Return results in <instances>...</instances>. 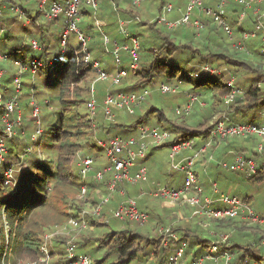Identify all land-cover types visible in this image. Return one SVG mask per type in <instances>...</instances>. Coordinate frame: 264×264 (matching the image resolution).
<instances>
[{"label": "built area", "instance_id": "2783aa9c", "mask_svg": "<svg viewBox=\"0 0 264 264\" xmlns=\"http://www.w3.org/2000/svg\"><path fill=\"white\" fill-rule=\"evenodd\" d=\"M14 1V0H13ZM121 2H131L137 8L140 7L143 0H120ZM210 0H187L186 9L182 16L175 20L167 17V12H172L175 9L173 0H167L163 6L162 13L157 17L159 23L166 25L170 29H175L179 26H187L194 28V31L199 35L206 27L205 20L202 16L211 18L214 22L226 32L232 39L234 35V27L232 22L228 19L229 4L231 0H215L214 5H209ZM241 3L243 8L239 14L237 26L243 27V38L236 42L240 49H245V40L258 36L259 32L264 33V10L259 7L264 3V0H235ZM100 0H38V14L36 16L35 24L33 17H30L24 9L17 2L10 5L4 0H0V107L6 104V108L1 115L2 122L4 123V133L0 134V176L4 177L6 185H16V172L18 165L13 164L11 167L3 168L5 156L8 153L9 141H12L17 136L26 135V124L24 120V113L21 106V90L23 82L21 78L30 73L33 77L39 75L41 72L49 74L58 68L59 60L51 59L47 61L44 56L39 53L44 50L47 45L42 43L35 31H28L26 40L31 43L33 50L36 51L32 58L22 56H15L9 50L3 49V37L12 23L7 24L8 20H12L9 14H6V9L10 8L12 12L17 13V18L14 21H21L25 25L41 27L42 32L46 33L48 30L42 26L41 21H62V28L59 32V53L62 59L61 64L67 63L68 55L73 49V38L77 39L79 45V52L83 55L85 63L91 64L98 72L97 80H107L112 78L114 85L121 84L122 80L129 74L131 69H137L139 66L141 41L138 36L132 35L129 31V25L133 20H121L119 23L120 32L127 38L129 44H121L117 40H111L109 36L103 31L101 22L96 19L94 26L103 35V42L107 47V51L111 52L115 59L117 70L114 76L100 68L98 62H93L92 53L89 48L91 37L81 28V22L84 17L83 8L87 7L93 12L97 13L100 8ZM254 8L255 14L258 18L255 21V28L248 30L244 28L243 22L247 15V10ZM9 18V19H8ZM140 21L139 18H136ZM46 29V31H45ZM39 31V32H40ZM123 51L127 52L130 59L129 63L125 64L123 59ZM38 52V53H37ZM264 54V45L262 47ZM5 61H11L17 68L16 75L12 82L14 94L4 101V76L6 69L3 67ZM206 69L213 73V69ZM232 88L229 95L225 97V102L230 104L234 101L237 94L241 93V89L236 88L234 79L228 82ZM161 93H179V86H174L167 83H161L158 88ZM94 94V89L91 90ZM151 94L149 87L143 88L139 91L133 92H109L101 105L102 112L108 120L114 121L117 111H125L128 114H135L136 110L140 109L141 105ZM197 96L190 95V99L186 101L181 108L177 109V113H189L192 110L194 101ZM32 107V114L30 119L34 122L36 129L30 133L32 141H37L46 132L44 127L41 105L37 98L34 96L30 99ZM99 105L96 99L92 98L88 103V109L91 118H95ZM264 116V110L262 111ZM138 136H114L107 142H101V145L106 148L107 154L111 161V165L101 170H95V157L87 156L79 162L80 177H81V194L79 198L88 200V178L94 171L96 180L103 181L107 175H110L109 193L101 198L94 207L90 210H81L76 216H71L68 224L71 230H82L88 228L87 214L91 213L100 216L103 207L108 204L114 192H120L125 199L118 205L114 211V217L122 221H133L139 224H146L150 219V214L141 210L138 207L137 200L127 196L125 183L138 184L149 181L148 168L144 165L143 161L147 159L152 149L167 145L170 148V166L173 170L181 171L184 173V184L181 187H173L170 185L162 186L157 185L152 189L150 194L155 197L168 200L173 204H183L194 207V215L211 216L216 219L227 218H242L250 220L255 223L264 224V216L255 212L251 206L250 200L241 199L237 195H230L222 193L218 185H213V195L205 193V188L200 183L201 179L195 168L197 158L208 152L207 148L212 144H219L228 137H244L247 138L252 135H258L262 141L258 144V150L264 152V125L256 122H235L228 117H223L217 121L215 126L211 129L206 141L196 148V139L174 140L171 131L147 125L138 126ZM184 151L193 152L190 155L184 156L179 159V156ZM210 157V156H209ZM220 164L225 168H230L232 171L242 172L247 177H252L258 173L259 163L254 157L244 156L242 154H235L231 162L223 161ZM21 166V165H20ZM135 169V171H133ZM144 194V192H143ZM142 194V195H143ZM87 197V198H86ZM222 206H219L221 205ZM3 220L0 218V232L4 231L7 234V245L10 247V230L11 226L7 220L5 213L2 215ZM204 227H208L205 222L201 223ZM59 232V231H57ZM161 234L164 236L163 245L168 246L171 238L177 240L179 237L172 230L171 227L161 228ZM55 234H46L44 242L41 246L43 253V261L47 260L50 256L49 244L52 242ZM230 242V235L224 234L221 236V242H213L207 252L195 258L191 264H206L208 261L222 262L223 264H232L235 256L229 249H222L223 243ZM188 244L186 241H181L175 247L168 259V264H180L183 260L185 250ZM8 250L4 253L6 255ZM66 263L64 264H95L91 256L79 254L76 252V246L72 242L66 249ZM263 260L246 259L239 264H263Z\"/></svg>", "mask_w": 264, "mask_h": 264}, {"label": "rangeland", "instance_id": "374dc122", "mask_svg": "<svg viewBox=\"0 0 264 264\" xmlns=\"http://www.w3.org/2000/svg\"><path fill=\"white\" fill-rule=\"evenodd\" d=\"M112 1L113 0H100L101 6L99 8V11L97 13L93 12V16L91 17L88 16L87 19H89L90 22L92 23H95L96 19H98L101 22L102 29H103L102 19H107V20L109 19L111 20V22L113 21L112 23L115 27L117 25V22L115 21V15H114L113 7L111 4ZM114 2H117V0H114ZM186 2L187 0H184V3L179 2V0H173V3L175 5L174 10H177L178 7H181L183 9L182 10V14H183L184 10L186 9V6H185ZM126 4L127 3L119 2V5L121 7H125ZM26 5L34 7L32 10L33 13L31 15L35 17L37 15L36 11H34V9L36 8V1L31 0ZM159 6H160L159 0H143L140 7L138 8V15H136L135 18H133L131 15L130 17H122V18L125 20L135 19V22H137L138 24L142 26L143 22L149 23L151 21H156V18L160 14ZM172 13L173 11L167 12L166 13L167 17L172 19L173 18ZM13 15L14 14L8 15L12 18V20L11 21L8 20L7 24L13 23L14 18H17V16H13ZM136 18H139L140 21H137ZM135 22H131L129 26V30L130 31L132 30L133 32H135L140 37V40L142 42V46H141L142 48L140 50V59H139V64L141 63L140 68H142L143 66H147L152 59L149 48H158L163 44V41L160 38L158 31L149 29L151 27V24H149V26L147 27H141V26L133 27L132 25ZM41 24L43 27H46V29L49 32L48 33L49 37L48 35H45V42L48 43L47 49L53 52L52 55L55 57V59L60 60V62L58 63V68H59V66L61 65L62 59L58 51L59 42L57 39L59 35V30L57 28L59 27L60 23H56L55 25H50V21H41ZM23 25H25V23H22V26ZM22 26L21 25L19 26L18 23L15 25L14 35L16 37L13 40H10V39L7 40V43L9 45H12L16 39L21 38L22 43L20 45H17L19 48H16V50L11 48L10 51L15 56L32 58L35 55L36 51L33 50L31 43L29 41H25L23 39V36L27 33L23 30ZM118 27H119V24L117 26V30L121 34L120 29ZM191 29L194 30V28L192 27ZM40 30H41L40 26H34L33 28L29 29V31H35L36 34L38 33L39 35L38 34L37 35L41 37V34L39 33ZM161 30L164 33H166V27L164 26L161 27ZM94 32L96 33V31ZM97 32H98L96 33L98 34L97 37H94L90 41V46L92 48L93 57L99 56L100 59H103L106 62L105 65H107V63H110L111 59L113 58L112 66L116 70L117 66L114 64V61H115L114 56L111 52L107 51V47L105 46V44H103V40H102L103 35L99 31ZM106 34L107 36L111 38V40H119V38L113 39V37L110 34L108 33ZM216 36H217L216 38L218 41H221L222 38H225V40L229 39L224 33L222 34V32ZM261 36L264 37V34L261 33L258 36H256L257 37L256 49L258 51H260L261 46L263 44V40ZM235 37H236V34H234V40H235ZM254 39H249L247 40V42L252 41ZM74 42H76V39L74 40ZM129 43L130 41L127 39L125 42H122V44H129ZM177 45L180 46L182 44L179 43ZM217 49H220V47L218 46ZM173 50H175V48H173ZM160 52H153V56L156 55L155 57H158ZM189 55L190 54H186L184 57L189 56ZM128 57L126 54L123 53V59L126 62L128 61ZM178 57H183V55L178 56ZM245 59L246 58L244 55L240 54L238 56V60H245ZM226 61H231V60L227 59ZM263 62L264 60H262V62L256 63V67H258L260 70V71H256V73L255 71L246 70L245 67H243L239 63L235 64V66L229 65L227 63L221 64L219 66H222L221 67L222 69L228 67V65L236 68L234 69L233 67H229L232 73L236 75L235 81H234L236 88L246 89V87H248L250 84H255V85H259V87H261L262 92L264 93V64ZM127 63H129V61ZM189 64L192 65V62H190ZM3 66L7 71V75H6L7 77H9L11 73L17 69L14 63L11 61H5L3 63ZM114 73L112 74L114 75ZM94 74L95 73H92V77L90 76V79H87L86 82L80 84V89L82 90L80 96H74L75 93H70L66 95L67 98L69 97L70 99H73V101H71L70 103V107H69L70 111L67 114L69 113L79 114L77 116L84 117L83 120L85 121V118H87V113H89V109L86 108V105L83 104L84 101H81V100L85 99L86 100L85 104L87 103V101H89V99L91 98V93H90L91 87L94 88L96 100L100 104L101 102H103V100L105 99V97L107 96L109 92H114L115 91L114 89L117 88V86H119L118 88L124 87L125 86L124 84L128 83L130 79L131 81H134L133 76H136V75H133L132 77L129 76L125 78L123 80L122 85L121 84L114 85L112 78H109L107 80H98L95 83V79H97L98 73L95 74V76ZM41 76L43 77V79H41L40 77H37L34 82L32 78L28 75H25L21 78L22 82H24L22 86L23 88L22 93L24 94V96H23V99L21 100V106L23 109L24 120H25L29 134L31 132H34L36 129L34 122L30 120L29 118L32 114V107L29 103V93H28L30 92V86H29L30 84L34 83L36 86V90H37L36 97H37L39 104L41 105L42 117L45 118V121H43L44 127L48 128L47 124L53 120L55 121L56 119V115H54L55 111L59 110L60 108L58 107L59 99L57 97L59 89L58 88L48 89L45 87L48 81L55 80L57 76L53 74L51 77H48L47 80H46V77L48 76V74H46V72H44ZM178 85L180 86L179 87L180 90H182V85H183V89L188 87L187 85H184L183 81H182V84H178ZM157 86L158 85H156V87ZM150 87L152 88L151 94L149 95L147 100L141 105L140 109L136 110L135 115L128 114L125 111H117L116 118H115L116 122L127 123V124L136 123L139 116L142 115V112L146 111V109H150L152 106L162 109L163 110L162 112L165 113L168 119H175L177 117L178 115L177 109L180 107V103H181L180 101L182 100V96H180L181 94H183L182 91L177 93V95L170 94V93L162 94L157 91L156 87H152V86ZM186 95H188L189 97L188 93H186ZM178 99L180 101H178ZM73 102H75V104H77L78 106H74V107L71 106L72 104H74ZM243 106L244 105L242 104V102L239 103L238 105L232 107L233 109L232 112H230L228 108L221 107L218 110H215L217 111L216 112L217 116L215 118L213 115H211L213 116V121L216 123V121H218L219 119L223 117H228L227 115H225L227 113L233 114L234 116H236L238 110L242 109L243 111ZM100 108L101 106H99V108L97 109V113L100 112L99 111ZM192 110L193 112L190 116V120L188 119L187 121H190V122L199 121L202 118V108H200L199 105H197ZM162 112L154 111V113L156 114L159 113V116H161V118L164 116ZM102 113H100L97 119L98 124L101 126L109 125L110 124L109 121L105 119L103 115L104 113L103 114ZM245 114H248V116L249 115L254 116L257 119L261 117L260 121L264 125V121H263L264 116L262 115V112L260 111L254 112V111L245 110ZM95 117H97V114ZM228 118L232 119V116H229ZM235 119H238V117H236ZM95 122L96 121H94V123ZM145 123L149 126L157 124L158 123L157 116H151L150 119H148ZM179 123H180L179 124L180 126L179 128L175 129L176 131L177 130L182 131L183 127L189 128L187 127L186 123H181V122ZM73 124L76 126H73L72 128L74 135H72L71 138L74 141V143H77L80 145V150L77 153V157H74L72 161V165H73V162L75 163L73 167L74 168L76 167L73 171V174L76 175L77 177L71 176L69 179H61L59 177H56L55 175L54 177L50 178L51 186L49 187V190H48L49 197L46 201V204L42 207L35 209L34 214L31 215V217H29L28 220L27 221L25 220L24 222L25 226H30L31 223L39 221L40 225L37 226V231L39 232L40 238H42L46 234H55L52 239L54 240V242L52 243L53 247L49 249L50 250L49 258L43 261L42 260L43 253L41 249L37 250L36 246H25L22 249L20 248V249L14 250V247L12 245L13 240L11 239L10 247H8V245L6 244L7 240L5 239V241L3 243L1 241V243L3 244L4 253L7 250L9 253L5 260H3V256H2L1 258L2 260L0 264H62V262L64 261V257L66 255L65 253L69 245V242H72L73 244H75V246L77 247L76 249L79 253L89 255L95 261V258H103L106 255V250L108 249V248H105L106 249L105 250L104 247H100L102 245H105V243L100 239L101 237L105 236L103 235L105 234L103 232L117 231L116 235L121 238L124 235L128 236V233H127L128 230L129 231L132 230V231L140 233L139 234L140 237L137 238V241L135 244V246L139 248V254H140L138 256L139 259L133 261L131 264H167L168 262V260L166 259L168 258L167 255L170 256L169 254H171L173 250L167 249V252L159 251L157 249L158 246H156V244H159V243L158 242L156 243V241H159L158 239L160 238L159 234H161L160 232L161 228L171 227L172 230L175 229L174 224L170 225L172 223V220H166L163 223L158 224L156 222V219L153 217V215H150L149 221L146 224L141 225L135 222H131V221L126 222V221H122V220L115 218L114 211L116 210L118 205L125 199V197L122 196L118 202V199L120 197V194L118 192L113 193L110 202L103 207L102 213L100 216H96L91 213L87 214V216H89V218L87 217L88 224H89L88 228H85L82 230L80 229L71 230L68 224V221L70 219L69 217L72 215H76L77 213H80L81 210H89V209L91 210L94 207V205L91 202H93L94 200L100 201L101 198H103L105 195L109 193L108 186H109V182L111 179L109 178L108 181L95 184V190L93 189V190L88 191L87 197L89 196V200L79 198V195L81 194V187L79 184V181H81V178L79 176L80 169L78 168L79 161L87 154L90 156L96 157V165L99 167V170L107 166H110L111 161L107 154L106 148L100 145L99 143V142H104L105 139H102V138L104 137L106 138L108 135L103 137L100 130H96V128H91L89 133H87V129L83 128L84 126H78V124H80V121L77 119L73 120ZM193 126H196V124ZM201 128L202 129L205 128V125L198 127L197 129L201 130ZM130 133L132 136H136L138 133L137 127H132ZM46 134H48V129L43 134V136L45 137L44 138L43 136L40 137V139L37 142L32 141L29 144H27V140L25 137L23 140H20V142L16 146L12 147V149H9L8 153L5 156L3 168L7 166L6 164L8 162L10 163L13 162V164L16 163L18 165L17 166L18 170L15 175L16 181H17L16 183H18V178L20 179L21 175H24V174L26 175L27 173H29L28 171L40 173L42 177H45V175L47 174V171L54 172L55 170L54 167L57 166V162H58L56 151L55 149L54 151H52V149L50 148L51 146L44 145V143L46 142L56 143L55 141L56 139H50L51 136L49 134L48 135ZM91 134H94V135L90 137ZM126 137H130V136H126ZM250 137L251 136L247 138L228 137L226 140H224L223 142H220L219 144H216V143L212 144L210 147L207 148L208 152L202 155V156L205 155V157L207 158L206 161L209 164H207L205 169L203 167H200L197 169L199 173H203L204 170H207V169L209 170V172L212 173L210 176L204 173L205 174L204 179L206 182L204 183L202 180L200 181V183L203 185L204 188H205V185L211 181L210 185L212 187V190H213V185L216 183L221 192L227 191L230 195H237L241 199H243L246 195H251V198H250L251 206L253 207V209L255 210L257 214L264 216V179L259 180V181H255V180L252 181L249 178H247L242 172H233V175L231 176H234V177L228 180H225V179L222 180L221 178L222 175L218 176V172L216 171L219 169L226 171L224 169L225 167H223L220 164V162H223V161L231 162L232 161L231 160L232 152L230 151L231 150L230 145L246 146V149L244 148L238 149L239 150L238 154L246 153L248 155H251L252 150L254 152L257 151L258 144L262 141V139L258 137V135H252V137L251 138ZM163 149H165V147H163ZM54 158L57 161L54 160ZM40 160L41 162H43L44 160L45 161L44 163H42L41 168H38L37 164ZM51 160L53 162H51ZM166 162H167V166H168L167 169L169 170V173H167L166 177L163 178L162 181L170 185V181L168 182V179H171L172 175H176L175 182L181 183L180 186H178V187H181L184 184V173L181 171H176V170L171 169L169 157H166ZM257 162L261 164V161H259L258 158H257ZM22 168H24L23 173H21ZM226 172H229V171H226ZM164 183L162 184V186L167 185ZM140 184H143V183H138L136 185H140ZM96 188L98 191H96ZM127 196L129 197L128 192H127ZM130 196L131 198H134L137 200L138 207L141 210H145L148 212L149 210L152 211V208L156 207L157 200L168 201L165 199L155 197L152 194H150V192H146L143 195L138 193L134 196L130 194ZM74 202H78L81 205V208L74 207ZM144 202L146 203V206L142 205V203ZM79 204H77L76 206H78ZM170 204H173V203H170ZM185 206L189 208V210L186 211V214L188 213L191 214V218H190L192 219L191 222L194 224V226H196L199 230H201V232L203 233L202 235H204L205 238H209V239L211 238V236H213V239L211 238L210 242H205L204 250H208L210 246L213 244V242H221V236L224 234H229L230 240H231L238 233L242 236L234 240L242 245H250V243H253L250 241H253L258 238L257 236L258 231H261V232L263 231V230H258V229L260 228L264 229V224L262 223L251 222L250 220H245L240 217L230 218L233 220L242 219L245 221V222L238 223L239 224L238 227L242 229L236 228L237 233H234V232H231V228L224 227L219 220H215L216 218H213L211 216L194 215L193 211L195 210V208L189 205H185ZM219 206H222V204ZM103 212L105 213V216H103ZM164 214H168V212L164 211ZM202 222L207 223L208 227H204L201 224ZM122 229L123 230L125 229L124 233H120V230ZM223 231H226V232L224 233ZM183 234L185 235L186 233H183ZM186 238L189 239L188 241L191 242L192 241L191 238L193 237L191 236V237H186ZM16 244H17V241L15 242V245ZM261 246L264 247V239L261 242ZM188 250L189 249L185 250L186 254H184L185 258L181 260V262H183L182 264H188V263L191 264V257L193 255L192 253L193 250L191 251V253H187L186 251ZM162 256H164V259H163L164 262H162ZM114 260H116V255L113 254L107 257V259H105L106 261L105 264H110V262ZM262 260L264 262V259ZM212 264H223V263L220 261V262H215Z\"/></svg>", "mask_w": 264, "mask_h": 264}, {"label": "trees", "instance_id": "16d2710c", "mask_svg": "<svg viewBox=\"0 0 264 264\" xmlns=\"http://www.w3.org/2000/svg\"><path fill=\"white\" fill-rule=\"evenodd\" d=\"M5 2L9 3L10 5L16 4L17 2L20 4V6L24 9V11L30 16L33 17V23L35 24L36 16H32L33 13V6L26 5L31 0H4ZM36 1V8L34 11H36V14H38V0ZM160 6H159V12L162 13L163 6L167 2V0H159ZM113 2V12L115 15V21L117 22V25L120 23L121 20H125L122 17H130V15L133 14L134 10H138V8L131 4V2H124L127 3L126 5L130 8L125 11H121V6L119 5L120 0H117V2ZM111 2V4H112ZM259 7L261 10H264V3L260 4ZM243 6L241 3L236 2L235 0H231L229 4V13L227 15L228 19L232 22L234 27V34H236L235 40L234 35L231 39L226 32L218 25V23L214 22L211 18L202 16L205 20L206 27L205 29L197 35V33L193 30H191L187 26H179L175 29H169L166 25L159 23L156 21H151L149 23L144 22L142 26L135 22L132 26H141V27H147L149 24H151V27L149 29H153L154 31H158L160 38L163 41V44L158 48H149V51L151 52V61L147 66H143L140 68V64L137 69H131L129 71V74L126 76H133L134 81H130L128 83H125V87L117 86L115 88L114 92L117 91H124V92H133V91H139L143 88H146L148 86H156L161 83H167L174 86H179L178 84H182V81L184 82V85H187L188 87L183 89L180 92L185 90V93L189 94L186 95V101L190 99V95L197 96V100L194 101L192 109H194L195 106L199 105L200 108H202V118L197 122H190L187 121L190 120V116L193 112L191 110L189 113L181 112L180 114L177 113V117L175 119H168L165 115L163 110L152 106L150 109H146V111L142 112V115L139 116L136 123L133 124H127V123H119L115 121L108 120L102 112L97 113V117L91 118L90 113H87V118H85V121L83 120L84 117L77 116L79 114H67L70 111V103L73 101V99L67 98L66 95L70 93H75L74 96H80L81 95V89L80 84L87 81V79H90V76L92 77V73L96 72L92 69L91 64L85 63L83 59V55L80 54L79 49H77L76 46L73 47L72 51L69 53L68 61L67 63L61 64L59 68L54 70L53 72H50L48 76L46 77V80L48 77H51L53 74H55L57 77L53 81H48L45 85L46 88H58V94L57 97L59 99L58 107L59 110L55 111L56 119L55 121H51L47 124L48 128V134L51 136L50 139H56V143H49L46 142L44 145L51 146L50 148L52 151H56L57 155V166H55L54 172L47 171V174L45 177H42L40 173H35L28 171L26 175H21L20 179L18 178V183H16L15 186L6 185L4 182V177L0 176V218L3 220L2 215L3 213L6 214L7 220L11 226V232H10V242L11 239L13 240V247L14 250L16 249H22L25 246H36L37 250L41 249V244L44 242V237H39V232L37 231V226H39V221L33 222L30 224V226H25L24 222L27 221L31 215L34 214V210L42 207L46 204V201L48 199V190L50 185V178L59 177L61 179H69L72 177H77L73 174L74 168L73 165L75 164L72 161L74 157H77V153L80 150V145L77 143H74L72 140V135H74L72 128L73 126H76L73 124V120L77 119L80 121V124L78 126H84V129H87V133L91 130V128H96V130H100L103 137L108 135L104 142H107L111 137L114 136H132L131 135V128L137 127L140 124H145V122L150 119L151 116H157L158 122H165V126H160L161 129H168L173 134L174 140H180V139H196V148H199L208 138L209 133L211 129L215 126L216 123L213 121L214 118L217 116L215 110H218L219 108H228L230 112L233 111L232 107L238 105L242 102L243 111L238 110L237 115L234 116L233 114H225L228 117L232 116V119L230 120L235 122H256L254 120V116H248V114H245L246 111H260L264 110V93L261 90V87L259 85L250 84L246 89L241 88V93L237 94L234 101L230 104H227L225 102V97L229 95L232 91V88L228 85V82L231 79H234L236 75L232 73L231 69L229 67L235 66V64L239 63L243 67H245L248 71H260L258 67H256L257 62H262L264 60V54L262 53V47L264 45V37H262L263 44L261 46L260 51L256 49V41L257 37H252L249 39H254L252 41H248L249 39L245 40V49H240L237 47L236 42L241 40L243 38V27L237 26L238 20H239V14L242 10ZM83 13L86 16L85 19L90 16L92 10L88 9L87 7L83 8ZM6 14L17 16L15 12H12L10 8L6 9ZM18 17V16H17ZM101 17V16H100ZM258 18V14H255L254 8H250L247 10V15L245 17V20L243 22L244 28L248 30H253L255 28V21ZM109 20V19H108ZM54 22L57 21H50V25H53ZM85 20L82 23V29L84 25ZM18 23V25L22 26L21 21H14L10 28H8L6 34L3 37V49L10 50L11 48L15 49L19 48L17 45H20L21 38L16 39L15 42L12 45H9L7 43V40H13L16 36L14 35L15 25ZM249 26H246V25ZM93 25V24H92ZM166 27V33H164L161 30V27ZM31 25H23V30L27 33L29 29L31 28ZM85 31V29H83ZM181 30V31H180ZM132 31V30H131ZM87 32V31H85ZM133 32V31H132ZM224 33L229 39L222 38L221 41L217 40V36L219 33ZM88 33V32H87ZM263 33L262 31L259 32V34ZM133 34L137 35L135 32ZM258 34V35H259ZM264 34V33H263ZM122 35V34H120ZM123 36V35H122ZM97 37L95 34H91V38ZM123 38H125L123 36ZM23 39L26 40V35L23 36ZM42 43L45 41V35L42 32ZM91 39V40H92ZM126 39H124L125 42ZM180 44L178 46L177 44ZM142 46V42H141ZM220 47V49H217V47ZM91 47V46H90ZM142 48V47H141ZM175 48V50H173ZM92 50V48H91ZM161 51V52H160ZM153 52H160L158 57L153 56ZM12 53V52H11ZM124 54L127 55L128 53L123 51ZM13 54V53H12ZM186 54H190L189 56L184 57ZM244 55L245 60H238L239 55ZM177 55V56H176ZM183 57H178L182 56ZM41 56H44L47 61L50 60L49 52L47 50V47L44 48ZM235 56V57H234ZM53 58V57H52ZM129 58V57H128ZM231 61H226V60ZM58 61V60H56ZM238 61V62H237ZM60 62V60H59ZM128 62V61H127ZM125 61V63H127ZM192 62V65L189 63ZM209 63V64H208ZM227 63L229 66L222 69V66H219L221 64ZM264 64V62H263ZM217 65V66H216ZM4 67V66H3ZM206 67L209 69H213V73L209 72ZM215 67V68H213ZM236 69L235 67H233ZM238 68V67H237ZM17 69L11 73L9 77H7V71L4 76V89L5 97L4 101H8V99L14 94V88H13V80L16 75ZM239 72V71H237ZM44 73V72H43ZM42 72L39 75L32 76L30 73H27L25 75H28L32 78L33 82L37 77H40L43 74ZM254 73V72H252ZM94 74V76H95ZM24 75V76H25ZM238 75V74H237ZM45 80V79H44ZM142 81V82H141ZM24 83V82H23ZM123 83V82H122ZM122 85V84H121ZM120 85V86H121ZM30 92L29 93V103L32 96L36 97L37 90L35 84H30ZM180 87V86H179ZM23 89V88H22ZM76 89V90H75ZM166 94V93H165ZM172 94V93H170ZM177 95V93H174ZM24 94L21 90V100L23 99ZM71 96V95H69ZM81 101H84L83 104L86 105V108L88 109V103L90 101L82 99ZM7 103V102H6ZM71 106H78L73 102ZM183 104L180 105L179 108H181ZM57 107V108H58ZM6 108V104H3L0 107V134L4 133V123L2 122L1 115L3 114L4 110ZM154 111L162 112L164 115L162 118L159 116V113H154ZM219 112V111H218ZM102 113L107 121H109V125H99L98 124V117ZM255 114V113H254ZM135 115V114H134ZM213 115V116H211ZM212 117V118H211ZM238 117V119H235ZM30 118V117H29ZM181 118V119H180ZM237 120V121H236ZM241 120V121H240ZM43 121H45V118L43 117ZM94 121H96L94 123ZM179 122L186 123L187 127H183L182 131H176V128H179ZM214 122V123H213ZM26 124V123H25ZM196 126H193L195 125ZM205 128L197 129L198 127L204 126ZM156 126L157 125H152ZM168 127V128H167ZM27 129V126H26ZM28 131V129H27ZM47 131V130H46ZM117 133V134H116ZM46 134V135H48ZM94 135L91 134L90 137ZM42 137V136H41ZM45 136H43L44 138ZM89 137V138H90ZM252 137V136H251ZM250 137V138H251ZM25 137L23 136H17L12 141H9V145L12 147L16 146L20 140H23ZM40 139V138H39ZM38 139V140H39ZM27 144L32 142L30 138V134L26 135ZM37 140V141H38ZM33 141V142H37ZM101 145V144H100ZM233 150V149H232ZM238 151V152H237ZM185 152V151H184ZM188 152V151H187ZM234 153H239V150H233ZM241 153V152H240ZM88 155V154H87ZM244 156L248 157H254L256 160L258 158L259 161H261V164H259V170L258 173L253 175L252 177H249L252 181H259L264 179V152H261L258 150L251 152V155L244 154ZM184 157V156H183ZM206 158V157H204ZM201 158H199L200 160ZM43 160V159H41ZM41 160L38 162L37 167L41 168V165L43 162ZM54 160H56L54 158ZM56 160V161H57ZM51 162H53L51 160ZM197 163V162H196ZM16 164V163H15ZM6 167H11L13 165V162H8L6 164ZM80 169V167H78ZM225 170H230V168H224ZM30 170V169H29ZM24 168H22L21 173H23ZM235 172V171H232ZM80 176V175H79ZM109 176H106V179L104 181L109 180ZM101 183L99 180H96L95 177L90 178V189L89 190H95V184ZM8 189V190H7ZM89 198V196H88ZM244 198H248L245 196ZM250 199V198H249ZM95 201V202H94ZM91 202L93 205H95L98 201L94 200ZM78 202H74V207L81 208V205ZM145 211V210H143ZM148 212V211H147ZM77 213V212H76ZM150 215H152V211L149 210L148 212ZM103 216H105V213L103 212ZM219 220L224 227L231 228V232L237 233L236 228L242 229L238 227V223L231 222L233 219H215ZM130 220H127L128 222ZM133 222V221H131ZM136 223V222H135ZM139 224V223H138ZM142 225V224H141ZM125 229L120 230V233H124ZM224 233L226 231H223ZM105 234L104 237H101L100 239L105 243V245H102L100 247L108 248L106 250V255L103 258H95V264H105L107 257L111 255H116V260L111 261L110 264H131L133 261L139 259V248L135 246L137 238L140 237L139 232H135L132 230H128V236L124 235L123 237H118L116 235L117 231H105L103 232ZM238 234V233H237ZM160 238L158 239L159 244H156L158 246V250L161 252H167V249L174 250L176 246L179 245L181 241H186L188 244L187 249H192L194 246L197 245L200 246L199 249H197L196 252L193 253L191 257V262L199 257V255L203 254L204 252H207L208 250H204L205 242H210L209 239H198L194 237L191 238L192 241H188L186 237L189 236L188 233L183 235L177 242H170L168 246L163 245L164 236L163 234H159ZM186 238V239H185ZM234 239L237 238V235L233 237ZM231 239L228 243L222 244V249H229L233 252L235 258L232 261V264H239L241 262H244L246 259H257L261 260L264 259V247L261 246V242L264 239V235H259L257 239L250 241L253 243H250V245H242L236 242L234 239ZM7 240V234L2 231L0 232V262L1 258L3 256V260L7 258V255L9 252H7L6 255H4V248H3V242ZM99 239V238H98ZM2 241V243H1ZM17 241V244L15 245V242ZM191 247V248H190ZM13 250V251H14ZM204 250L203 252H201ZM78 252V251H77ZM187 252V251H186ZM172 253V252H171ZM186 254V253H185ZM171 255V254H169ZM194 256V257H193ZM169 259V256L167 255ZM185 258V255L183 259ZM164 256H162V262H164ZM64 260L66 258L64 257ZM181 262L180 264H182ZM213 261L208 262L207 264H212ZM168 264V262H167ZM189 264V263H188Z\"/></svg>", "mask_w": 264, "mask_h": 264}, {"label": "crops", "instance_id": "0c3cea01", "mask_svg": "<svg viewBox=\"0 0 264 264\" xmlns=\"http://www.w3.org/2000/svg\"><path fill=\"white\" fill-rule=\"evenodd\" d=\"M214 1L215 0H210L208 4L209 5H214ZM179 2L184 3V0H179ZM186 4H187V2H186ZM186 4H185V6H186ZM112 5H113V2H112ZM100 6H101V4H100ZM127 9H130L127 5L125 7H121V11L122 12L125 11V13H128V12H126ZM182 10L183 9L181 7H178L177 10H174L173 13H172V15H173V18L172 19H177V18L181 17ZM136 15H138V10H134V12H133V14L131 16L134 18ZM112 22H111V20L102 19L104 31L106 33L110 34L113 37V39L119 38L120 41H124L123 36L120 35V33L117 30V26L118 25H116L114 27V25H113ZM56 23H60L59 27L57 28L60 31L61 28H62V26H61L62 21L54 22L53 25H55ZM246 26H249V25L247 24ZM93 28L94 27L92 26V22H90V20L86 18L85 19V22H84V25H83V29H85V31H87L90 36H91V34H95L97 36L98 34H96V33H98V32H97V30H94L95 28L94 29ZM45 31H46V29H45ZM94 31H96V33ZM94 59L95 60H98L100 62V64H101V66H102L103 69L108 70L110 73H114L115 68L112 66L113 58L111 59V62L110 63H107V65H105L106 62L103 59H100L99 56L94 57ZM182 93L183 94L180 95V96H182V100L180 101L178 99V101L181 102L180 105L183 104L186 101V93H185V90ZM249 116H251V115H249ZM260 118L261 117H259L257 119L256 117H254L253 119L256 120V123L263 124L260 121ZM154 125H157V127H160V126H165L166 124H165V122H158L157 124H154ZM163 147H165V149H163ZM243 148L246 149V146H244V145H230V149H231L230 151L231 152H233V150L243 149ZM155 149H156V151H155ZM169 153H170V148L168 146H160V147L154 148L151 151V153L148 156V158L143 162L144 165H146L147 168H148L149 181L148 182H145L143 184H140V185L126 184L125 189L127 190V192H128L129 195L131 194V195L134 196V195H136L138 193H140L142 195L143 192H144V194L146 192H151L152 189L156 188L157 185H162L164 183L162 180H163V178L166 177L167 173H169V170L167 169L168 168L167 162H166V157H169ZM192 153L193 152H191V151H188V152L185 151V152H183L179 156V159H181L183 156H187V155H190ZM164 156H165V158H164ZM206 160H207V158H204L203 157L200 160H198L197 163H196V170H197V172H198L201 180L204 183L206 182L205 179H204L205 174H207L208 176H210L212 173L209 172L208 169L207 170H204L203 173H199V171H198L197 168L203 167L205 169V167L207 166V164H209ZM96 168L99 169L98 166ZM133 171H135V169ZM216 171L218 172V176H221L222 175L221 176L222 180L223 179L228 180V179H231L232 177H234V176H231V175H233V172H231V171L226 172L228 170L224 171V170H220V169L219 170H216ZM201 174H203V175H201ZM175 176L176 175H172L171 176V179H168V182L170 181V186H174V187L176 186V187H178V186H180L181 183H176L175 182V180H176L175 179ZM210 182H208L209 185L208 184L205 185V188H206L205 189V193L208 194V195H213V191H212V187L210 185ZM164 184L169 185L168 183H164ZM96 191H98L97 188H96ZM223 192L226 193V194L228 193L227 191H223ZM246 196L248 198H251V195H246ZM121 197L122 196L120 195V197L118 199V202H119V200H120ZM156 204H157L156 207L152 208V215H153V217L156 219V222L158 224L163 223L166 220H172V223L170 225H172V224L175 225V229L173 231L179 237L177 240H179L181 237H183V235H184L183 233H188L189 236H192L193 237V239L195 237L196 238L195 240H198V238H200L202 240L203 239H209V238H205L204 235H202L203 233L201 232V230H199L191 222V220H192V219H190L191 218V214H189V213L186 214V211L189 210V208L187 206L181 205V204H175V205H173V204H170L168 201H164V200H157V203ZM142 205L146 206V203L144 202V203H142ZM164 211L168 212V214H164ZM231 222L240 223V222H245V221L242 220V219H235V220H231ZM258 230H263V231L262 232L261 231H258V235L257 236L264 235V229L263 228H260ZM237 235H238L237 238H239V237L242 236L240 234H237ZM211 238L213 239V236H211ZM177 240H175L174 238H171L170 242L171 243L172 242L175 243V242H177ZM170 242H169V244H170ZM199 248H200L199 245H197L196 247L194 246L191 250L189 249L190 251L188 250L187 253H191L192 250H193L192 253H194ZM203 251L204 250H202L201 252H203Z\"/></svg>", "mask_w": 264, "mask_h": 264}, {"label": "clouds", "instance_id": "9594fccd", "mask_svg": "<svg viewBox=\"0 0 264 264\" xmlns=\"http://www.w3.org/2000/svg\"><path fill=\"white\" fill-rule=\"evenodd\" d=\"M100 4H101V3H100ZM98 11H99V10H98ZM98 11H97V12H98ZM160 14H161V13H160ZM160 14H159V15H160ZM91 16H93V11H92V13H91ZM85 17H86V16L84 15L83 20H82V22H81V28H82V23H83V21L85 20ZM134 18H135V17H134ZM156 20H157V18H156ZM173 20H174V19H173ZM134 21H135V20H134ZM134 21H133V22H134ZM157 21H158V20H157ZM92 24H93L92 26L95 28V29H94V28H93V29L96 30V27L94 26L95 23H92ZM61 26H62V25H61ZM129 26H130V25H129ZM190 28H191V27H190ZM169 29H170V28H169ZM83 31H84V30H83ZM97 31H99V30H97ZM129 31H130V30H129ZM59 32H60V31H59ZM84 32H85V31H84ZM99 32H100V31H99ZM39 33L41 34V31H40ZM48 33H49V32H46V33L44 32V35H48ZM86 33H87V32H86ZM100 33H101V32H100ZM130 33H131L132 35H135V34H133V32H131V31H130ZM87 34H88V33H87ZM101 34H102V33H101ZM121 34H122V33H121ZM38 35H39V34H38ZM88 35H89V34H88ZM122 35H123V34H122ZM41 36H42V34H41ZM89 36H90V35H89ZM135 36H138V35H135ZM48 37H49V35H48ZM90 37H91V36H90ZM138 37H139V36H138ZM139 38H140V37H139ZM91 39H92V38H91ZM124 39H127V38H124ZM57 40H58V42H59V35H58V39H57ZM74 40H75V39L73 38V40H72V42H73V47L76 45L77 48H79V45H78L77 39H76V42H74ZM102 40H103V39H102ZM127 40H128V39H127ZM90 41H91V40H90ZM117 41H119V40H117ZM140 41H141V40H140ZM44 42H45V41H44ZM119 42L122 44V41H119ZM45 44L47 45L48 43L45 42ZM103 44H104V42H103ZM47 48H48V47H47ZM89 48H90V50H91L90 42H89ZM47 50H48V49H47ZM42 52H43V51H42ZM42 52H40L39 54L41 55ZM48 52H49L50 60L53 59V58L55 59V57L52 55L53 52H51V51H49V50H48ZM91 53H92V50H91ZM52 57H53V58H52ZM92 58H93V62L96 61V62L99 63L100 68H101L102 70H105V71L109 72L108 70L103 69V68L101 67L100 62H99L98 60H95V59H94L93 54H92ZM128 61H129V58H128ZM124 63H125V60H124ZM114 64H115V61H114ZM125 64H128V63H125ZM115 65H116V64H115ZM91 66H92V65H91ZM92 69H93L94 71L97 72V70L94 69L93 66H92ZM116 70H117V67H116ZM116 70H115V73H116ZM97 73H98V72H97ZM97 73H96V74H97ZM109 73H110V72H109ZM115 73H114V75H115ZM110 74H111V76H114L112 73H110ZM98 76H99V75H98ZM97 78H98V77H97ZM125 78H126V77H125ZM125 78H124V79H125ZM124 79H123V80H124ZM100 80H102V79H100ZM123 80H122V82H123ZM97 81H98V80L95 79V83H96ZM122 82H121V84H122ZM95 83H94V84H95ZM94 84H93V86H94ZM159 85H160V84H158V86H159ZM158 86H157V87H156V86H153V87H156V89H157ZM148 87L152 90V88H151L150 86H148ZM92 89H94V88L91 87V90H92ZM91 90H90V93H91V98H90V100H91L92 98L96 99V96H95V90H94V94H92ZM157 91H158V90H157ZM158 92H160V91H158ZM160 93H161V92H160ZM162 94H165V93H162ZM166 94H168V93H166ZM172 94H174V93H172ZM105 98H106V97H105ZM146 100H147V99H146ZM96 101H97V100H96ZM103 102H104V100H103ZM103 102H101L100 104L97 102V104H98L99 106H101ZM183 104H184V103H183ZM101 108H102V107H101ZM101 108L99 109L100 112H102V109H101ZM262 111H263V110H262ZM30 120H31V119H30ZM141 125H145V124H141ZM262 125H263V124H262ZM139 126H140V125H139ZM147 126H149V125H147ZM150 127H156V126H150ZM45 128H46V127H45ZM156 128H159V127H156ZM46 130H47V129H46ZM137 130H138V128H137ZM167 130H168V129H167ZM28 134H29V133H28V131L26 130V135H28ZM26 135L23 136V137H26ZM138 135H139V131H138V133H137L136 136H138ZM99 143L101 144V142H99ZM9 146H11V145H9ZM163 146H167V145H163ZM11 147H12V146H11ZM168 147H169V146H168ZM152 150H153V149H152ZM169 154H170V153H169ZM235 154H238V153H234V152H232V154H231V155H232V159H231V160L234 159V155H235ZM149 155H150V154H149ZM87 156H90V155H86V156H84L83 158H85V157H87ZM203 157H205V155H204V156H201V157H199V158H203ZM83 158H82V159H83ZM147 158H148V157H147ZM199 158H197L196 162L199 160ZM82 159H81V160H82ZM95 159H96V157H95ZM81 160H80V161H81ZM80 161H79V162H80ZM144 161H145V160H144ZM144 161H143V162H144ZM78 164H79V163H78ZM79 167H80V166H79ZM195 168H196V163H195ZM171 169H172V168H171ZM95 170L97 171V168H96V161H95ZM98 170H99V169H98ZM229 171H232V170H229ZM235 172H236V171H235ZM94 174H95V172L93 171V172L91 173V175L89 176V178H88V180H87V181H88V182H87V183H88V186H89L90 178H91V177H94ZM79 175H80V174H79ZM244 175H245V174H244ZM107 176H109V175H107ZM245 176H246V175H245ZM246 177H247V176H246ZM80 178H81V177H80ZM247 178H249V177H247ZM105 179H106V178H105ZM105 179H104V180H105ZM104 180H103V181H100V182H104ZM79 184H80V187H81V186H82L81 181H79ZM126 184H130V183H125L124 187H126ZM132 185H136V184H132ZM89 187H90V186H89ZM173 187H174V186H173ZM88 191H89V189H88ZM126 192H127V190H126ZM118 193H120V192H118ZM222 193H224V192H222ZM227 194H229V193H227ZM120 195H121V194H120ZM48 196H49V194H48ZM121 196H122V195H121ZM129 196H130V195H129ZM123 197H124V196H123ZM247 199H249V198H247ZM88 200H89V198H88ZM249 200H250V199H249ZM146 212H147V211H146ZM76 215H78V213H77ZM76 215H72V216H76ZM70 217H71V216H70ZM70 217H69V218H70ZM43 237H45V235H44ZM7 240H8V239H7ZM9 240H10V239H9ZM53 242H54V240H53L52 242H50V244H49V249H51V248L53 247V244H52ZM6 244H7V242H6ZM42 244H43V243H42ZM42 244H41V246H42ZM76 248H77V247H76ZM49 251H50V250H49ZM76 252H77V249H76ZM77 253H79V252H77ZM65 254H66V253H65ZM79 254H83V253H79ZM65 258H66V255H65ZM66 261H67V259L64 260V261L62 262V264L66 263Z\"/></svg>", "mask_w": 264, "mask_h": 264}]
</instances>
